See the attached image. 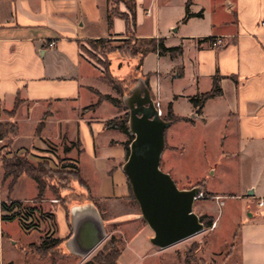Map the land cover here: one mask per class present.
<instances>
[{"label":"crops","instance_id":"1","mask_svg":"<svg viewBox=\"0 0 264 264\" xmlns=\"http://www.w3.org/2000/svg\"><path fill=\"white\" fill-rule=\"evenodd\" d=\"M108 8V0H0V126H17L10 151L30 149L33 157L52 162L44 145L63 144L85 183L74 181L73 192H89L93 198L67 204L48 194L38 199L37 183L26 174L9 192L2 185L0 153V264H84L102 250L110 233L123 237H118L123 244L118 264L127 247L137 253L128 264H175L171 247L151 243L152 229L133 208L135 199L123 170L128 136L107 127L125 111L107 100L93 106L97 92L115 95L100 66L81 49L89 40L127 34L137 39L140 49L153 38L183 49L177 56L148 53L136 83L146 82L162 115L171 106L176 117L193 120L173 122L167 129L161 164L172 177H187L183 188L200 183L203 193L214 196V205L196 201L194 211L213 218L209 232L219 229L225 235L209 257L196 251L195 256L212 264H264V205H259L264 201V0H120L121 12L134 13L130 28L120 16H113L109 26ZM187 9L191 16L185 19ZM140 57L128 58L134 64L127 62L128 72L116 75L112 60L122 66L125 57L110 52L109 74L120 80L133 75ZM215 77L222 94L209 98L197 113L191 97L210 92ZM180 130L186 131L183 139ZM194 143L199 145L196 152ZM179 151L190 156L185 158L189 171L179 172ZM227 167L241 178L238 192L214 185L225 178ZM69 193L63 191L62 198ZM230 196L240 200L241 211L224 231L227 212L222 208ZM10 201L30 210L32 228L24 229L17 218L3 219L9 212L2 203ZM114 209L117 214L106 216ZM79 215H84V236L75 243ZM94 215L100 217L105 236L83 254ZM47 224L51 231L46 237L63 240L54 259L33 249L45 237Z\"/></svg>","mask_w":264,"mask_h":264},{"label":"water","instance_id":"2","mask_svg":"<svg viewBox=\"0 0 264 264\" xmlns=\"http://www.w3.org/2000/svg\"><path fill=\"white\" fill-rule=\"evenodd\" d=\"M129 112L128 127L133 135L123 170L139 205L141 217L153 231L150 241L167 248L190 238L206 227L194 205L202 192L200 185L180 188L172 175L161 168L166 147V131L173 121L159 113L155 99L143 79L123 99ZM253 195V191L249 192ZM84 216V215H83ZM82 215L75 222V243L83 239ZM92 237L85 242L83 254L91 251L105 236L98 215L90 216Z\"/></svg>","mask_w":264,"mask_h":264},{"label":"trees","instance_id":"3","mask_svg":"<svg viewBox=\"0 0 264 264\" xmlns=\"http://www.w3.org/2000/svg\"><path fill=\"white\" fill-rule=\"evenodd\" d=\"M111 1H113V5H111L110 3ZM119 1L120 0H108L109 2V8H108L109 26L111 25L113 16H120L126 20L129 28L133 27L135 25L134 13L132 12L131 14H129V13L121 12L118 8ZM189 16L191 15L187 9V14L185 16V19L188 18ZM127 36H130L131 39H127ZM127 36H126V39H119V40H122V42H124L126 45L110 47L107 51H105V56L103 57L104 59L102 58L104 62H106V65H104L105 68H104L103 74L105 75V78L107 79L109 84L113 87V89H116L117 92H119L120 94H126L128 92L130 94L131 88L136 83V76L139 73L141 66L143 65L144 57L148 53L157 52L160 55L171 54V56H177L181 54L183 51L181 46L166 47L163 39H155V38L148 40L147 46L144 49H140L136 46L137 39L135 37H132L131 34H127ZM88 44L93 45L94 46L93 48L95 47L97 48L99 46L103 48H107L108 39L100 38V39L89 40ZM81 49L84 54V51H87V46L82 45ZM113 51H118L122 56L128 57V58H135L137 57V55L140 54L141 57H140L138 66L136 67L135 73L133 75L123 80H120L117 77H114L111 74H109V61L107 57H108V53L113 52ZM87 58L89 60H92L89 57ZM100 62L102 63L101 59H100ZM119 85H122L123 89L118 87ZM127 90L128 92H126ZM97 94L99 96V99L97 103L94 104L93 106L98 105L100 102L104 100H107L113 103L114 105L119 106L120 102H119V99H117L116 97H113L109 94L101 95L98 92ZM221 94H222V90L219 86L218 77H215L213 89L210 92L191 97V102L194 105V107L197 109V113H200L201 108L204 106L205 102L209 98H212V97H215ZM162 116L165 120H171L173 122L180 121V120L193 122L191 118L176 117L171 111V106L169 107L167 114L162 115ZM128 123H129V112H126L124 117L112 119L107 122L108 128L119 129L128 136V141L125 145L127 158L130 152V143L133 140V135L131 134L129 130ZM8 134L11 135V137L9 138V145H10L12 142V138L15 137L17 134V126L15 124H10V128L6 130L4 128V125L1 124L0 138L5 139L8 137ZM46 167L48 168V171L52 173H58L59 175H61V173L64 174V177L59 178L61 183L59 184L51 183L49 185L44 184L43 179H42V173L45 172L44 169ZM1 168H2V185L5 186L9 192L12 190L18 178L21 175L26 174L32 179H34L37 183L38 190H39V194L37 197L38 199H42L44 197L43 195L46 189H55L56 190L55 193H57L58 200L63 202V204H67L72 201L73 202L74 201L85 202V201L93 199L91 193L89 192L88 193L73 192L72 184L74 181H77L81 185H85L80 175V170L78 169L76 165L71 164V165H65L64 168H58V167L55 168L51 166L48 161H40L36 165L35 163L30 161L28 154L25 153V155L23 154L21 155L20 153L9 151V152L4 153L1 156ZM196 185H201V184L197 183ZM66 190L70 191L69 196H67L66 198H62L61 196L62 192ZM204 194L208 196V194L206 193ZM131 196L133 199H135L133 196L132 190H131ZM2 208L4 211L10 212L9 215H3V219L13 220L17 217V214H18V211H15V210L16 208L18 210H21L22 202H19V201L3 202ZM201 219L204 222L206 228L211 227L214 222L213 218L208 215H203ZM62 242L63 240L57 237H52V238L44 237L39 244L33 245V249L41 256L48 255L50 252L57 253V251L54 252V250L58 248ZM196 247L198 248V246ZM120 254H121V248L114 247V246H109V247L104 246V248L100 252H98L93 257L92 260L84 264H118V259H119Z\"/></svg>","mask_w":264,"mask_h":264},{"label":"rangeland","instance_id":"4","mask_svg":"<svg viewBox=\"0 0 264 264\" xmlns=\"http://www.w3.org/2000/svg\"><path fill=\"white\" fill-rule=\"evenodd\" d=\"M110 3H111V5H113V1H111ZM107 39H108L107 48H103L100 46L97 48L96 47L93 48L94 47L93 45L87 44V51H84V54L87 57L91 58L94 63L98 64L103 72H104V68H105L104 65H106V62H104V60H103L104 59L103 57L105 56V51H107L110 47H115V46H119V45H126L124 42H122V40H119V39H126V37H124V38H112L111 37V38H107ZM127 39H131V37L127 36ZM131 45H132V43H131ZM108 54H110V53H108ZM100 59L102 60V63L100 62ZM127 59H128V57H125L126 63L122 66L119 64L118 59L112 60V67H113L114 73L116 75L124 74V73L128 72L127 69H129L128 68L129 66H128L127 62H129L130 65L134 64V61H131V60L127 61ZM105 81L107 83H109L106 78H105ZM118 87L123 89L122 85H119ZM111 91H112L113 95H115L114 97L119 99V102H120L119 107L122 108V110H124L125 113L128 112L127 108L124 107V103H123L124 97L126 95H129L128 90L126 91V92H128L126 94H120L119 92H117L116 89H113V90L111 89ZM4 128L6 130V129L10 128V125H5ZM185 134H186V131L180 130L179 139L185 138L184 137ZM10 137H11V135L8 134V137L6 138L7 140L4 139V142H3L4 144L2 145V150H1L2 155L4 153L10 151V148H11V145H9V138ZM192 146H193V148H195L194 151L196 152L199 145L194 143ZM44 147L45 148L43 151L48 152L49 155L51 157H53L55 160H53L51 162L48 160V158H44V157L35 158L30 154V152H31L30 149L22 150V151H20V154L21 155L22 154L25 155V153L28 154L30 161L35 163L36 165L40 161H48L49 164L55 168L56 167L64 168L65 165H71V164L75 165L72 162H70L69 159L66 157V153L64 152L65 149H64L63 144L58 145L55 143H46L44 145ZM167 147H168V144L166 143L165 150L167 149ZM184 155L182 156V151H179V153H177L175 156L176 157V164H177L176 166L179 169V172L189 171L188 165H187V159H185V158L186 157L190 158V156L187 154H184ZM162 161H163V158H162ZM161 168L164 170L165 164H164V166H163V164H161ZM227 168H228V169H226L227 171H225V173H226L225 178H223L219 181L216 180L214 182V185L216 188L222 187L224 189H230L231 191L238 192V188H239L238 186H239V182H241V178L238 177V174H237L235 169H233L231 167H227ZM44 170H45V172L42 173V179H43L44 184L49 185L51 183H54V184L61 183L59 178L64 177L63 173H61V175H59L58 173H52V172L48 171L47 167ZM173 178L174 179L176 178L175 181L178 184V186L180 188H183L187 177H181V176H177L175 174V175H173ZM55 191H56L55 189H46L43 196L46 197L48 194V195H52L53 197L57 198V193H55ZM208 196L210 197V198H208V200H199V201L197 200L196 205L200 202L212 203L214 205L215 204L214 196H210V195H208ZM238 201H240V200H237L235 197L230 196L229 200H228V206L222 208V210H225L227 212V215H225V217H223V224L225 227L224 231L228 230L227 228L229 227V224L232 221L233 216L241 211V208L238 205ZM61 204H63V202H61ZM196 205H195V207H196ZM133 208L136 211H137V209L140 210L139 205L136 202V200H135V202H133ZM216 208L218 210V207H216ZM117 213H118V210L114 209L110 213L106 214V216H113L114 214H117ZM50 231H51V225L47 224L45 226V229H44V236L46 237V235H48ZM218 235H220L219 229L209 232V230L207 228L203 232H200V233H198V234H196L190 238H187L185 240H182V241L170 246L171 247L170 253H171L172 257L174 258L175 264H205V262L198 260V258H197L198 256H195V251L197 254L199 253L198 254L199 256L209 257L211 250H216L217 248L219 249V246H220L219 243L223 241L222 238L225 234L221 233L220 236H218ZM120 236H121V238H123L122 234H120V233H116L115 235H112L110 233L108 235V237L106 238V240L103 242V244H101L99 249H103L104 246H106V247L114 246V247L122 248L123 244H122L121 240L118 238ZM209 236H210V238H209ZM48 237L52 238L53 236L49 235ZM199 241H201V242L199 243ZM205 243L208 245L205 246ZM196 246H198V247L200 246L198 250H197ZM50 253L51 254L49 257L54 259V257L56 256L57 253H53V252H50ZM136 257H137V253H135L132 248L127 247L126 252H124V254L122 256L121 264H128L129 262L133 261ZM206 263L212 264L211 262H208V261Z\"/></svg>","mask_w":264,"mask_h":264},{"label":"built area","instance_id":"5","mask_svg":"<svg viewBox=\"0 0 264 264\" xmlns=\"http://www.w3.org/2000/svg\"><path fill=\"white\" fill-rule=\"evenodd\" d=\"M264 24V23H263ZM50 46H53L54 45V43H50L49 44ZM155 102H156V105H157V107H158V109H159V113H160V115H162V112H161V109H160V102L157 100H155ZM4 142V140L3 139H0V153H1V150H2V145L4 144L3 143ZM208 198H210L209 196H207V195H205L203 192H201L200 194H199V197H198V199L197 200H199V199H208ZM217 198V197H216ZM259 205H264V201L262 200V201H260V203H259ZM15 211H18V214H17V219L19 220V222L21 223V226L24 228V229H26V230H28V229H30V228H32L33 227V223H34V217L29 213V211L28 210H25V209H22L21 208V210H18L17 208H16V210ZM10 213V212H9ZM213 226H215V223L214 224H212Z\"/></svg>","mask_w":264,"mask_h":264}]
</instances>
